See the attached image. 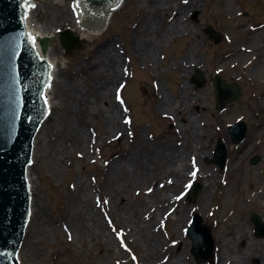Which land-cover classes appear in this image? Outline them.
I'll list each match as a JSON object with an SVG mask.
<instances>
[{
  "label": "rangeland",
  "instance_id": "rangeland-1",
  "mask_svg": "<svg viewBox=\"0 0 264 264\" xmlns=\"http://www.w3.org/2000/svg\"><path fill=\"white\" fill-rule=\"evenodd\" d=\"M214 1L205 0L207 7L204 14L201 9L189 14L190 21L194 23L193 29L196 31V38L200 42L197 50L194 49L199 55V59L196 64L187 68V73H185L174 66L170 67L169 64H173L174 61L176 64L180 63L182 52L189 47L190 39L187 37H173L172 40H165L163 45L161 43L155 45V55L159 60L158 69L156 63L151 61L148 62L149 68L141 65L132 48L133 29L131 27L136 13L135 0H125L123 5L112 14L106 28L93 33L82 31L79 27L77 30L71 28L77 17L71 0H34L37 7L33 12L32 21L36 27L45 26L48 13L56 3L64 4L68 12V16L62 18L61 21L47 23L48 27L44 30L55 34L48 48L55 47L49 51L57 61L58 70L70 74L75 72L79 58H82L89 48L90 39H96L101 43L109 42L111 46L115 43L118 45V48L121 49L118 52L121 57L124 56L123 59H126L127 66H122L125 69V83L122 88L124 96L119 97L117 104L119 107L129 109L125 110L124 114H129L128 120L131 125L130 127L125 125L123 136L119 141L103 144L99 143L97 136L91 152L89 150L83 152L79 147H74L71 144V137L64 135L61 129L62 125L58 124L62 115H65L63 100L67 103L68 99L66 96H61L58 85L56 86L57 98L54 99V103L57 102V104L52 108L50 117L40 130L38 139L45 138L46 134H50V127L56 125L59 134L56 136L50 134L47 141L50 140L52 143L60 141L64 148L58 149L60 157L56 156L55 152L51 153V157H46V151L44 152L46 145H43L41 151H35L34 157H32L33 164L30 168L34 195L39 198L38 202L41 203L43 214L39 216L41 218L35 215L31 219L29 218L27 234L25 239L23 237V246L21 244L19 250L20 264H100L99 258H95L98 248L94 242L86 240V245H81L75 238L79 232L76 226L79 217L72 211L68 202L69 195L73 192L71 188L76 181L75 172L85 175L90 188V204L98 213L101 222L105 224L103 216L108 210L112 219L123 226L124 232L119 233V236L115 226H109L113 229L108 228L107 230L111 240L106 241L104 256L107 259L104 258L103 264H165L168 259L170 261L171 258H175L179 254L185 255L189 264H213L216 257L218 234L221 231L231 233L232 227L243 220L249 225L250 241L254 243L264 241V237L255 235L253 231L255 223L250 219V214L256 212L264 222V195L256 197L259 194L252 191L253 200L247 201L243 206L240 204L241 200L235 184H232L231 174L227 175L228 184L225 185L219 177L231 169V165L235 162L234 167L238 166V174L242 175V188L239 191H242L243 194L248 193L246 180L251 176L257 188L264 187V26L256 29L264 22V0H219L222 3V8L217 12L213 11ZM227 8L230 11L227 12ZM66 27H70L71 31L82 40L81 46L71 51H65L59 42L58 31ZM206 27L210 28V33L205 31ZM81 32H85V36L90 39L81 37ZM216 34L220 35L218 40H216ZM227 39H231V42H228ZM240 47L248 49V52ZM123 49L127 50L126 53ZM229 50L233 51L231 57L227 55ZM196 68L200 69L204 75L205 80L201 85H197L191 80ZM218 72L226 81H235L241 87L238 100L222 110L215 108L212 91V77ZM78 82L83 90H87V85L83 80L78 79ZM182 82L189 86L190 96L195 97L199 93L201 101L196 103V97H193L188 102H181L176 97V102L170 104L169 114L161 115V110L156 109V105H154L161 95L159 90L162 91V94H171L172 92L175 94L177 91L180 92L179 85L181 86ZM116 84L117 81H114L112 90ZM113 95L115 96V94ZM180 102L182 105L178 109ZM96 111V107L90 108V112L84 116L85 118H81V116L78 118L76 112L72 114V118L80 120L79 122L85 128H89L92 136L94 132L99 134L100 123L93 118ZM239 117L245 121L247 133L242 142L234 144L230 141L227 125ZM188 118L194 120L197 127L204 128L208 132V138L202 139V142L207 143L205 153L200 151L199 154L195 147L198 139L192 137L187 128ZM63 125L65 126L66 123ZM128 130H132V132L128 133ZM140 134L144 135L147 141L153 143L171 142L175 146L187 144L185 163L189 170L188 176L191 175L187 185L176 187L174 193L170 192L176 199L175 211L181 205L188 208L190 206V210L178 223L179 232L175 233L172 229L176 212L169 213V219L165 222H163L164 218L157 217L155 224L152 222L150 230L161 236L162 244H160L161 247H158L157 254L151 250L152 256L146 259L142 256L149 241L147 238L143 240L137 232L130 233V229L132 230L134 225L128 221L122 211H119L116 205L118 200L108 193L106 181L101 179L104 172L103 166L105 168L109 166V160L115 156L113 152L119 146L122 150H127L137 142ZM217 137H221L226 145L227 162L223 169L211 161ZM79 153L81 155L78 156ZM255 156H258L259 159L254 163L252 158ZM206 158L210 160L206 161ZM52 161L60 164V175L55 174V170L51 167L55 162ZM190 163L193 165V170ZM155 164H157V160H150L148 163L149 166ZM198 168H200L199 172ZM202 169L213 172L214 180L201 177ZM248 170H250V174H247ZM194 172L195 175H193ZM168 178L175 179L170 168L156 175L155 178H151V181L148 179L141 183H135L134 178L131 179L126 186L124 198L128 210L139 205H142L141 212L149 210L154 203L149 202L144 205L145 197L157 190L162 192L165 188H159L157 185L160 181L166 182ZM99 181L103 182L102 187H106L103 189L104 191L98 186ZM191 181H198L200 185L193 202L186 192L191 187ZM207 185L208 194L205 190ZM183 191H185L184 194H182ZM147 192L149 194H146ZM105 200H107L106 204L103 203ZM141 200L144 201L141 203ZM195 211L202 216V223L210 226L214 244L212 254L199 261L191 251L192 243L185 232ZM46 221L49 224H46ZM145 221L149 222L150 220L145 218ZM63 223L72 232L73 241L70 243L75 249H79L78 254L66 247L68 243L62 229ZM127 223L132 225L129 226ZM88 248H91L92 255L90 256L87 255ZM111 248L113 249L111 250ZM202 249L205 250V247ZM93 259L94 262H92Z\"/></svg>",
  "mask_w": 264,
  "mask_h": 264
},
{
  "label": "bare ground",
  "instance_id": "bare-ground-1",
  "mask_svg": "<svg viewBox=\"0 0 264 264\" xmlns=\"http://www.w3.org/2000/svg\"><path fill=\"white\" fill-rule=\"evenodd\" d=\"M135 4V19L131 27L133 29L132 48L141 65L149 68L150 66H148V62L151 61L156 63L158 69L159 60L155 55V45H159V43L163 45L165 40H172L173 37H187L190 39L189 47L182 52L180 63L176 64L174 61V65L169 64L170 67L174 66V68L187 73V68L191 67L192 64H196L199 59V55L194 49L197 50L200 43L196 38V31L193 29L194 23L190 21L191 16L189 14L198 9H201L204 14L207 7L205 5V0H202L201 2L200 0H187V2H185V0H135ZM221 8L222 3H220L219 0H215L213 11H221ZM29 10L31 11L32 9ZM226 11L228 12L230 9L227 8ZM30 13H28L26 17L27 30L35 41L38 54L47 59L52 65L50 73L51 79L44 93L48 107L51 109L57 104V102L54 103V99L57 98V92H55L57 85L61 96H66L68 99L67 103L63 100V111L65 115H62V118L58 122L60 126L62 125L61 129L63 130V134L71 137V144L74 147H79L83 152H86L87 150L91 152L95 145L94 137L91 135L89 128L86 127V129L85 126L79 122L80 120L72 118V114L76 112L78 118L79 116L85 118L84 116L90 112V108L96 107L97 111L93 114V118L100 123L99 134L97 135L99 143L104 144L110 141H119L123 136V129L125 128L126 120L124 110L117 104V100L113 96V91L116 87L125 83V69L122 66H127V61L126 59H123L124 56L121 57L119 54L118 51L121 49L118 48L116 43L115 45H112V47L109 42L101 43L96 39H90L88 36H85V32H81L80 36L83 38L88 37V40L90 39V41L89 48L86 50L82 58H79L78 60L77 70L71 74L64 73L62 70H56L57 61L51 56L49 51L51 48L53 49L54 46H50L43 51L40 48L38 41L41 37L52 39L55 34L53 32L44 31L48 27L47 23L61 21L62 18L68 16V12L66 11L64 4H54L48 13L45 26L42 28L36 27L32 21ZM215 15H217V13H215ZM263 26L264 22L262 26L258 25V28L256 29H260ZM71 28H75V23ZM216 28H218V26H216ZM227 41L231 42V39H227ZM240 49L248 52V49L244 47H240ZM124 51L126 53L127 50ZM227 55L229 57H231V55L233 56V51L229 50ZM146 67L145 69H147ZM58 78L60 81L59 84ZM78 79H81L86 83L87 90H83L80 87ZM114 81H117V84L112 90ZM188 87L189 86L186 85L185 82H182L181 86L179 85L180 92L177 91L175 94L173 92L171 94H162V91L159 90L161 95L154 105H156V109L159 108L161 110V115L167 116L169 114V108H171L170 104L176 102V97L177 99H180L181 102L192 100L194 96H190L188 93ZM195 97V102L199 103L201 101L199 93H197ZM181 102L178 104V109L181 108ZM187 121V128L190 134L192 137L198 139L195 147L199 151V154L200 151L205 153L204 151L207 149V143L202 142V139L208 138V132H206L204 128L200 129L197 127L194 120L191 118H188ZM65 123L66 125L64 126L63 124ZM57 130L58 128L56 125L50 127V134H54V136L58 135L59 133ZM39 132L34 138L32 150L33 155L35 151L40 152L41 147L46 145V149L44 148V152L46 151V157H51L52 152H55V155L60 157L58 149H62V143L60 141L55 143H52L50 140L47 141V137H49L50 134H46L45 138L42 137L41 139H38ZM186 147L188 148L187 144L184 146H175L171 142L153 143L147 141V138L140 134L137 142L128 147L127 150H122L120 146L117 150L115 149L116 151L113 152L115 156H112L109 160V166L107 168L103 166L104 172L101 179L106 181L108 193L118 200L116 205L118 206L119 211H122L123 214L127 216L128 221L134 225L133 229H130V233L137 232L141 235L143 240L147 238L149 241L142 256L144 259L152 256L150 254L151 250L153 253L155 251L157 254L158 247H161L160 244H162L161 236L157 232L150 230L152 222L155 224V219L157 217L160 216L161 218H166L169 213L176 212L175 217L173 218L172 229L177 233L179 232L178 223L190 210V206L188 208L187 206L181 205L175 211L176 199L170 193H174L176 187L186 185L191 178V175L188 176L189 170L186 165L187 163H185ZM150 160H157V164L149 166L148 163ZM52 162H55L51 165L55 170V174L60 175V164L56 161ZM32 164L33 159L31 167ZM234 165L235 162L231 165V169L219 177H221V181L223 182V185H225L228 184V180L226 179L227 175L231 174L232 184H235L239 193L241 200L240 204H243L244 206L247 201L253 200V195H251L252 191L259 194L256 197L263 196L264 187L257 188L256 183L253 182L252 176L248 177L246 180L248 193L243 194L242 191H239L242 188V175L238 174L239 168L238 166L234 167ZM168 168H170V171L174 174L175 179L171 180L168 178L166 179V182L160 181L158 187L165 189L162 192L158 190L154 191L144 199V205L149 202L154 203V205H151L149 210L144 212L140 211L142 210V205L129 211L128 205L124 201L128 182L133 178L135 183H141L148 179L151 181V178H155L156 175L165 172ZM199 170L200 168L197 169L198 172ZM251 170L253 171V169ZM201 174H203L204 179L214 180L215 174L211 171L202 169ZM247 174H250V170L247 171ZM74 175L76 181L71 188L73 192L69 195L68 202L72 211L78 214L79 217V222L76 225L79 232L75 238L81 245H86V240L94 242L95 246L98 248L95 258H99L100 264H103L106 241L111 240V237L107 232L110 224H107L104 218L103 220L105 224H103L98 213L91 206L90 188L85 175L76 172ZM26 178L30 186L31 217L35 215L36 217L41 218L39 216L43 214V211L41 203L38 202V196L35 197L34 195L30 166L26 169ZM102 185L103 182L99 181L98 186L104 191L103 189H106V187H102ZM208 189V185L205 186L207 194L209 191ZM144 200H141V203ZM145 218H148L150 221H145ZM46 224H49L48 221H46ZM132 224H129V226ZM26 227L25 236L27 234L28 225ZM117 228L119 231H123V226L120 223ZM62 229L68 243L66 247L78 254L79 249H75V247L72 246L73 244L70 243L73 241L72 232L65 223L62 224ZM69 236H71V239H69ZM250 239L251 234L249 233V225L244 220L233 226L231 233L229 234L226 233V231H221L217 236L215 250L216 257L213 264H264V241L254 243L250 241ZM112 249L113 248H111V250ZM90 250L91 248H88L87 250L88 256L92 255ZM168 260L165 264H189L187 257L185 255L181 256V254L175 256V258H171L170 261ZM92 262H94V259Z\"/></svg>",
  "mask_w": 264,
  "mask_h": 264
},
{
  "label": "water",
  "instance_id": "water-1",
  "mask_svg": "<svg viewBox=\"0 0 264 264\" xmlns=\"http://www.w3.org/2000/svg\"><path fill=\"white\" fill-rule=\"evenodd\" d=\"M92 1L100 11L112 0H84L88 7ZM27 0H0V264H18L15 253L20 244L28 212V190L24 183V166L28 160L30 143L43 110L41 91L47 79V64L38 59L22 26V13ZM100 13V12H97ZM92 15V12H88ZM95 16V15H93ZM86 22V21H85ZM87 23V22H86ZM61 43L72 49L81 44L70 31L61 33ZM43 48L47 38L41 39ZM194 80L203 82L201 72ZM216 106L235 100L240 91L236 83H227L217 76L214 79ZM233 138L240 140L245 132L238 123ZM221 154L224 147H217ZM258 157L253 158V162ZM199 186L190 192L195 198ZM256 234L264 236V223L258 214H252ZM193 239L192 252L198 260L211 253L210 230L201 224L198 215L189 231ZM205 245L203 251L201 247Z\"/></svg>",
  "mask_w": 264,
  "mask_h": 264
},
{
  "label": "snow or ice",
  "instance_id": "snow-or-ice-1",
  "mask_svg": "<svg viewBox=\"0 0 264 264\" xmlns=\"http://www.w3.org/2000/svg\"><path fill=\"white\" fill-rule=\"evenodd\" d=\"M185 2H187V0H185ZM121 87H123V85H121ZM118 99H119V90H118ZM193 175H195V172L193 173ZM103 203L106 204L107 203V200L103 201ZM118 236H119V233H118ZM69 239H71V236H69Z\"/></svg>",
  "mask_w": 264,
  "mask_h": 264
}]
</instances>
